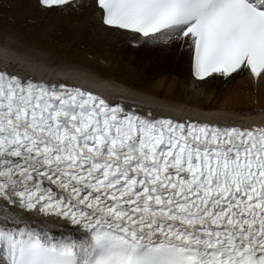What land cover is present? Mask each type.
Returning a JSON list of instances; mask_svg holds the SVG:
<instances>
[{"label": "snow or ice", "instance_id": "6c2138e0", "mask_svg": "<svg viewBox=\"0 0 264 264\" xmlns=\"http://www.w3.org/2000/svg\"><path fill=\"white\" fill-rule=\"evenodd\" d=\"M95 3L115 33L187 48L200 80H264V0ZM0 264H264V127L141 115L0 70Z\"/></svg>", "mask_w": 264, "mask_h": 264}, {"label": "bare ground", "instance_id": "6f19581e", "mask_svg": "<svg viewBox=\"0 0 264 264\" xmlns=\"http://www.w3.org/2000/svg\"><path fill=\"white\" fill-rule=\"evenodd\" d=\"M17 3L15 10L19 23H5L0 30L2 68L51 84L67 82L88 86L130 108L172 119L216 125L264 124V80L255 83L244 72L227 80L213 77L197 82L192 77L191 55L187 48L181 51L179 44L153 48L148 43L111 31L103 26L102 14L94 0H80L79 7L52 9L43 8L40 0H17ZM37 23L43 28L28 34L20 31L19 24ZM61 26L66 30L75 29L70 40L72 44L83 38L111 54V61L101 60L96 64L105 68L104 75L65 59H53L42 51L43 48L40 49L43 35ZM127 53L132 55L130 61L137 67L123 64L124 68H121L120 63L116 64L117 58H125ZM116 65L119 69H115ZM115 71L141 82L148 81L153 96L139 94L126 83L116 80L111 75ZM138 71L140 74L152 73L151 81L136 77ZM61 228L57 223L51 229L52 234L56 237L66 235L67 229L62 233Z\"/></svg>", "mask_w": 264, "mask_h": 264}, {"label": "rangeland", "instance_id": "374dc122", "mask_svg": "<svg viewBox=\"0 0 264 264\" xmlns=\"http://www.w3.org/2000/svg\"><path fill=\"white\" fill-rule=\"evenodd\" d=\"M17 4H18L17 0H0V30L3 28L5 23H14V22L19 23L18 21L19 15L15 10ZM31 25L19 24L20 31L21 32L23 31V33L28 34L34 32L35 30L43 28L42 25L38 23ZM74 30H75L74 28L66 30L65 26H61L58 29H51L50 31H47L45 35H43L42 40L40 41V49L43 48L42 51L46 52L47 55L50 54L49 56H51L53 59H65V61L67 62L80 64L81 66L95 70V72L99 75H104V72H106L104 71L105 68H103L102 66H100L101 68H99V66H96V64H98L99 61L101 60L111 61L112 60L111 54L106 50L104 52L103 48L101 47L99 48L95 46L91 41L84 40L83 38L77 39L76 42L72 44L71 41ZM151 46L153 48L156 47L153 45ZM130 56L132 55L127 53L125 58L123 57L117 58L116 64L120 63L121 68H124L123 64H126V66L131 65L137 67L135 63L130 61ZM36 58L40 59L38 57ZM132 68L133 67H131V70ZM115 69H119V67L117 68L116 65ZM111 75L115 77L116 80L124 84L126 83V85H128L131 89H133L135 92L139 94H144L147 96H153L154 94L151 88L149 87L148 81L141 82L138 81V78L136 80L131 77H126L122 74L120 75V73L116 71ZM151 76L152 73L140 74V71H138L136 77H141L143 79H148L151 81L152 78ZM121 78H123L124 80L122 81Z\"/></svg>", "mask_w": 264, "mask_h": 264}]
</instances>
